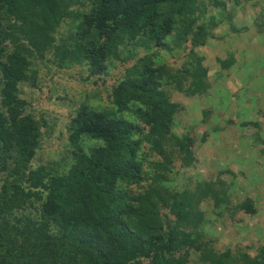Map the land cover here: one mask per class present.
<instances>
[{
    "label": "trees",
    "instance_id": "obj_1",
    "mask_svg": "<svg viewBox=\"0 0 264 264\" xmlns=\"http://www.w3.org/2000/svg\"><path fill=\"white\" fill-rule=\"evenodd\" d=\"M249 10L251 29L264 33V0H0V264H264L263 244H219L203 229V204L236 222L255 216L251 193L231 203L232 181L173 186L196 156L191 133L172 131L181 105L169 87L201 97L196 48ZM249 27L227 39L224 72ZM182 47L189 61H158ZM242 51L244 68L263 65ZM67 72L78 89L55 97L58 124L20 87L52 88ZM227 126L211 122L207 137Z\"/></svg>",
    "mask_w": 264,
    "mask_h": 264
},
{
    "label": "rangeland",
    "instance_id": "obj_2",
    "mask_svg": "<svg viewBox=\"0 0 264 264\" xmlns=\"http://www.w3.org/2000/svg\"><path fill=\"white\" fill-rule=\"evenodd\" d=\"M255 16L252 10L234 16L228 24L222 23L216 26L213 30V37H208L204 46L196 48L199 49L197 54L203 57L201 63L205 70L203 81L207 84L201 97L186 96L169 87L170 100L181 105V110L175 116V126L172 131L177 135L191 133L194 138L192 149L196 156L193 171H178L173 186L181 189L185 181H187L186 184L193 186L196 181L207 179H219L225 183L232 181L231 203L235 200L239 202L246 197L245 195L251 193L256 215L251 218L245 217L241 222L234 221L224 213L216 217L215 214L219 210L211 204L201 205L204 213L202 216L208 218L204 219L205 233L210 237L218 238L219 244L234 242L241 247H255L259 243L264 245V154L258 152L261 148L260 140L264 141V73L257 75L264 66V58H262V55L264 56V33L255 34V30L251 29L253 24L251 20ZM243 24L250 26L249 33H243L240 39L235 40L239 43L236 51L233 52L237 61L234 66L225 71L228 75L226 76L217 60L218 57H225L226 52L232 51L225 46L227 39L234 38V30ZM243 48H247V57L259 55L257 61L263 65L248 60L249 66L244 68ZM186 50L187 47H182L179 51L160 54L158 61L172 63L177 59L178 61L173 65L180 66L188 60L185 56ZM113 65L115 70H112L111 74L114 75L117 71V64ZM41 70L38 72L39 77L43 74ZM42 77L47 79L44 74L40 79ZM75 77L73 72H67L62 76L57 75L52 79L57 82L52 88L47 85V80L44 85L36 82L35 87L22 85L20 96L30 102V107L35 112L41 109L53 112V117H56L59 124L61 110L54 106L57 102L55 97L63 95L62 93L70 94L71 91L78 89ZM68 84L70 88L66 87ZM239 84L243 85V89L237 86ZM39 86L40 89H38ZM50 89L54 90L53 96H51L53 91ZM236 94L238 96L234 97L233 95ZM50 97H53L51 101ZM208 107H211V114L201 120L200 111ZM214 114H218L219 117L217 118ZM241 119L248 124L241 127L234 123V120L240 121ZM211 122L228 125L218 134L212 133L215 140L211 136L207 137L210 134ZM253 122L257 125L254 126ZM205 135L206 142L201 143L199 139ZM256 138L259 141H256ZM226 139L231 143H226ZM52 153L49 156H52ZM242 174L245 178L241 176ZM232 207L231 204L230 210Z\"/></svg>",
    "mask_w": 264,
    "mask_h": 264
}]
</instances>
